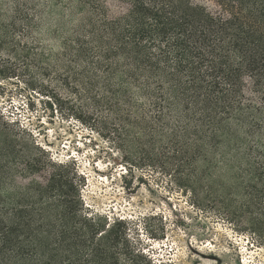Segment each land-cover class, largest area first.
<instances>
[{
	"label": "trees",
	"instance_id": "1",
	"mask_svg": "<svg viewBox=\"0 0 264 264\" xmlns=\"http://www.w3.org/2000/svg\"><path fill=\"white\" fill-rule=\"evenodd\" d=\"M210 1L216 11L191 0H63L81 19L74 46L54 71L89 97L113 132L128 137H163L166 121L203 120L217 137L218 166L260 207L264 0ZM17 30L13 22L5 33L16 55L24 52ZM161 156L192 167L201 152L170 141ZM68 173L52 175L38 192L52 203L18 205L9 213L0 202V264H155L129 240L122 220L83 216L77 176ZM262 229L255 227L260 241Z\"/></svg>",
	"mask_w": 264,
	"mask_h": 264
},
{
	"label": "rangeland",
	"instance_id": "2",
	"mask_svg": "<svg viewBox=\"0 0 264 264\" xmlns=\"http://www.w3.org/2000/svg\"><path fill=\"white\" fill-rule=\"evenodd\" d=\"M62 1L0 0V202L9 213L52 203L38 192L52 175L70 172L83 216L122 220L155 264H264L255 230L264 232V205H250L232 187L203 120L166 121L163 137H128L57 76L81 19ZM191 1L217 10L210 0ZM13 22L24 50L18 55L5 38ZM170 141L200 158L192 167L171 164L161 156Z\"/></svg>",
	"mask_w": 264,
	"mask_h": 264
}]
</instances>
